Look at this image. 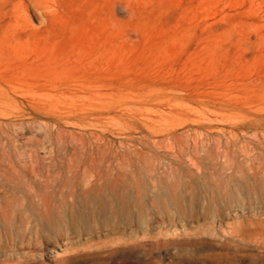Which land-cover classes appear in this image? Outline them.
Here are the masks:
<instances>
[{"label": "rangeland", "instance_id": "obj_1", "mask_svg": "<svg viewBox=\"0 0 264 264\" xmlns=\"http://www.w3.org/2000/svg\"><path fill=\"white\" fill-rule=\"evenodd\" d=\"M0 264H264V0H0Z\"/></svg>", "mask_w": 264, "mask_h": 264}]
</instances>
